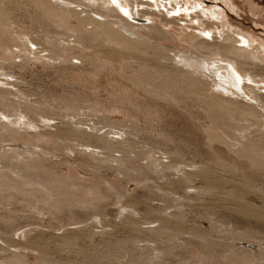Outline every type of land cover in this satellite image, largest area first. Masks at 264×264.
Wrapping results in <instances>:
<instances>
[{"label": "rangeland", "instance_id": "374dc122", "mask_svg": "<svg viewBox=\"0 0 264 264\" xmlns=\"http://www.w3.org/2000/svg\"><path fill=\"white\" fill-rule=\"evenodd\" d=\"M136 1L139 0H133V9L127 3L125 9H129V14L132 10L133 13L151 10L155 15L129 16L143 21L144 25L161 27L167 31L165 40L152 41L140 34L132 35L131 38L141 42V48L137 50L140 52L106 45L101 53L113 62L107 66L102 62L81 64L75 59V67L53 61L44 65L41 60L21 67L18 66L20 58L15 60L16 65L5 66L7 71L19 77L24 95H20L22 100L10 98L9 106L0 102V111L13 109L15 116L36 112V119L40 112L43 118L54 119L48 130L58 134L60 141L54 143L52 139L53 143L45 141L47 144L42 145L26 137L27 141L17 139L13 143L0 139L4 141L0 142L3 145L13 144L14 149H19L20 143L42 148L40 153L25 151V155H12L16 165L26 162L29 165L24 172L17 169L23 176L16 170L10 175L22 185L21 191L2 192L5 199L0 202L1 264L14 256L19 257L16 264H264V172L251 169V163L239 155L242 153L238 148L235 149L239 154L231 149L239 144L240 148L254 147L257 153L264 151V129L252 126L251 121L256 116L253 115V119L248 116L254 112L251 109L252 113L247 112L248 108L244 109L245 105L240 104L230 109L213 107L202 99H186L179 105L160 102L130 81L137 74L144 77L141 70L144 63L160 72L163 70L162 74L172 75L178 71L177 63L173 61H160L153 52L143 54L147 47L145 43H152L154 48H166L171 58L176 53L194 59L204 58L183 37L193 34L209 39L214 46L224 44L228 33L236 41L240 40L238 32L243 33L249 38L250 45L243 46L236 41L225 44L243 47L250 59L255 58L257 68H252L262 75L264 0H140L144 5H137L140 1ZM145 3L153 7H147ZM188 4L191 7L199 5V8L189 14L178 12L177 7ZM6 9L15 19L17 25L13 27L20 35L22 27L29 32L31 29L35 32L44 30L32 9L16 3H8ZM170 19L175 21L170 23ZM129 22L134 23V20ZM206 33H210V37ZM33 38H36L35 33ZM3 80L0 79V86L5 83ZM9 80L13 81L15 77L11 76ZM259 87L262 88L259 92L264 94V82ZM256 93L252 91L254 96ZM243 101L255 106L246 99ZM67 109L74 111V119ZM213 114L220 117L215 121L208 118ZM234 115L236 119H233ZM35 116L32 114L30 118L36 121ZM67 116H72L70 124ZM72 122L78 123L74 125L77 136L71 131ZM60 124L62 126L58 128ZM81 125H85L82 129L91 133V138L81 133L84 131L79 130ZM219 125L223 127L218 130ZM94 128L97 130L93 131ZM102 128L103 131L97 133ZM212 129L223 135L221 141L215 142L209 137L213 134ZM109 132L112 137L120 133L116 135L119 141L130 138L131 150L121 152L122 148L116 150L110 143L106 146L109 151L100 149L103 143L96 134ZM83 143L85 149L79 145ZM6 149L8 146L3 150ZM255 151L253 149V153ZM158 160L161 164L171 161L190 165L185 170L188 176L178 177L171 172L174 168L159 172ZM4 163L0 160V174L12 170V166L7 168ZM233 170L237 172L233 174ZM26 194H33V197H26ZM160 222L167 232L162 229L157 233L156 230L162 228Z\"/></svg>", "mask_w": 264, "mask_h": 264}, {"label": "bare ground", "instance_id": "6f19581e", "mask_svg": "<svg viewBox=\"0 0 264 264\" xmlns=\"http://www.w3.org/2000/svg\"><path fill=\"white\" fill-rule=\"evenodd\" d=\"M139 1H136V3ZM174 2H177V1H174ZM8 3H12V4L16 3V5H20V6H24L26 8L32 9L36 13V15L38 16L40 22L43 23L42 27L44 28V30L40 29L42 31H36L35 32L31 29V32H29L28 30H24V28H26V27H22V29H21L22 31H20L21 35L19 33H17L18 31L15 32V28L13 26L17 25V24L15 22V19L13 17H11V14L8 13V10L6 9V5ZM127 3H128V5L132 6L131 9L134 8L135 4H133V0H127L125 2L124 1L122 2L121 0H119V1H116V0H0V79L3 78L5 80V81L3 80L5 83H2V85L0 86V95H1L0 96V102L2 104H7L10 101V98H13L14 100H17V99L22 100L20 95H22V94L24 95V91L22 90V86H20L21 83L18 81L19 77H17L14 73L7 71V69L5 68L6 65H9V66L10 65L11 66L16 65L15 60L18 58L21 59V61H20L21 63L18 64V66H21V67H24L28 63L35 62L37 60H38L37 62H39V60L43 61L44 65L51 64V61H53V63L54 62L55 63L59 62L62 64H68L69 63V64H71L72 67H75L73 64V60H75V59L80 61L81 64H84L85 62H89V63H93V64L102 62L105 66H107V64L110 61L108 59H106V57H104L103 54L101 53L102 48L106 45H110L114 48L118 47V49L124 48V49H130L132 51H137L141 48V46H140L141 42L139 40H137L138 38L134 39V38H131V36L132 35H139V34L146 37L147 39H151L152 41L153 40L154 41H161L167 31H164L161 27H159L157 25H152V26H149L146 24L144 25L143 21H141V20L137 21L136 18H132V16H134V17L137 15L141 16V14H142V16L143 15L145 16V15H149V14L155 15V13L151 10H150V12H141V13L138 10L137 13H133L134 11L132 10V12L129 14L128 13L129 9H125L127 6ZM178 3H175V4L178 5ZM137 5H144V3L142 1H140V3H138ZM146 6L150 7V8L153 7L149 3L146 4ZM184 6L185 5H183L182 7L181 6L177 7V8H179L178 12L185 11V13L189 14V13H191V11L193 9L199 8V5H195V6L193 5L191 7L188 4L185 7ZM78 7H81V9L78 10L77 9ZM173 13H175V12L173 11ZM205 13H206V11H205ZM129 15H132V16H129ZM217 15L218 14H216V16ZM213 17H215V16H213ZM128 20L129 21L134 20V23H132L133 21L129 22ZM174 21H175L174 19H170L168 22L173 23ZM137 23H138V25H137ZM52 28L55 29V31H53ZM147 31H148V33H147ZM34 33L36 34V38H33ZM200 33H202V32H200ZM206 34H207L206 35L207 37H210V35H211L210 33H206ZM238 34L240 36V38H239L240 40H238V39H237L238 41L233 40L232 34L228 33V34H226L227 38L226 39L224 38L225 39L224 44L217 45L216 41H215L214 44H216V45H214V46H212L213 43H212V41H209V39H205L203 37H199V36H196L194 34L189 35V36L188 35L183 36L186 40H189L190 46L195 51H197L199 54L204 56V58H201V59H199L198 57H196V59H194V58H189V56H179L177 53L174 54L173 58H171V56L168 55L169 50L167 51L166 48H162V47L161 48L160 47L154 48L152 43H145V44H147V47H146V51L142 52L143 54L145 52H146V54L153 52L154 55H156V57H160V58H158V59H160V61L162 59L166 60V61H168V60L173 61V62L177 63L175 65H176V71L177 70L178 71L173 73V74L170 73L172 75H169V73L168 74H162L161 72L163 70L160 72V71H158V68L157 69H154L152 67L150 68L147 65H145V63H144V66L141 67V70L144 73V77H142L141 75L139 76V74H137L138 76L135 75L136 77L134 76L133 79H130V81L134 84V86H136L137 89L144 91L145 93L152 96L156 100H158L160 102L163 101L166 103H169V102L172 103L173 102L174 105H179L180 102H182L183 100H186V99L191 100V101L202 99V100H204V103L207 102V104L209 106L212 105L214 107V106L218 105V106H222V107L223 106L228 107L229 109L231 106H234L235 104L243 105V107L245 105L246 108L244 107V109L248 108V110H246L247 112L249 111V109H251L254 112L253 114L248 113L249 114L248 116L252 119L256 116L251 121L252 126H256V127L258 126L259 128L262 127L264 129V127H263L264 126V94L259 92V89H262L259 86H260V84H262L264 82V72L261 75V74L257 73L256 69L252 68V67L257 68V64L254 63L255 58L252 57V59H250L251 58L250 54L243 47H240V46L239 47H237V46L233 47L232 45L225 44V43H229V42L232 43V41H236V43L243 44V46L250 45V41L248 40L249 38L247 39L246 37H244L243 33L238 32ZM25 38H27V39H25ZM165 39L166 38H163V40H165ZM41 41H42V43H41ZM213 41H214V39H213ZM30 45H31V47H30ZM14 48L18 49V52ZM115 49H117V48H115ZM140 51H137V52H140ZM32 56H33V58H32ZM156 57H154V58H156ZM112 63L113 62H110V64H112ZM172 64L173 65H171V66H174V63H172ZM113 65H111V66H113ZM166 75H169V76L165 77ZM11 76L15 77V80L10 81L9 78ZM248 83L254 84V86L249 85ZM233 88L235 89V91H233ZM252 91H254V92L257 91L255 96H254V94H252ZM243 99L250 101V103H253V104L255 103L254 104L255 106L247 104L249 102L246 103L245 101H243ZM251 101H254V102H251ZM28 103H29V105H28ZM28 103L26 102L25 104L30 106V101ZM31 105H33V104H31ZM33 106H35V105H33ZM12 107H13V105H12ZM36 107L37 106H35V108ZM16 110H18V109H16ZM238 110H240V109H238ZM11 111L10 112L0 111V139H5L6 142H12L13 143L17 139H19V141L23 142L26 140L25 139V137H26L28 139H35L33 142H35L37 144H42V145L47 144L45 141L49 142V141H52V139L54 140V143L56 142L55 140L60 141L58 134L57 135L52 134V132H50V130H48L52 127V125L50 123H52L51 121H53L54 119L53 120H51L49 118L47 119V117L45 119V118H43L44 116L42 117L43 114L41 115V113L38 111L41 117L37 116V119H38V117H40V119L37 120L36 116H35V114H37V113L31 112V115L34 114V116H35V119H36V121H35L34 118L33 119L30 118V116H31L30 113L27 114V112L31 111L30 109H29V111L26 112L27 115H25V114L21 115V113H20V115L17 114L15 116V114H14L15 111L14 110H13V112H11ZM236 111H237V108H236ZM67 112H70L72 115V112H74V111H70L67 109ZM207 112L208 111H206L205 113H207ZM240 113H241V111H240ZM250 113H252V112H250ZM68 115H69V113H68ZM207 115H208V113H207ZM253 115H255V116L253 117ZM72 116H67L69 118V124L72 121V120H70V117H72ZM221 116H222V114H221ZM219 117H220V115L218 116V118ZM224 117H222V118L225 119ZM234 117H235V115H234ZM241 117H242V119H244L243 116H241ZM74 118L75 117L73 116V119ZM208 118H210L211 120H214L215 118H217V114H213V116L209 115ZM233 119H236V117ZM43 120H45L44 123H42ZM47 121L49 122V124ZM247 121H249L248 118H247ZM65 122L66 121H64V123ZM73 122H74V120H73ZM73 122H72V124H73ZM77 122H81V121H77ZM220 122H222V121H220ZM64 123H63V125H65V127H66L67 122H66V124H64ZM61 124H62V122H61ZM61 124L58 125V126H60L58 128H61V126H62ZM75 124H73V129L71 131H73L72 133H75V136H77L76 132H74L75 131L74 130ZM79 124H82V122ZM76 125H78V123ZM54 126H56V125H54ZM82 126L84 127L85 125H81V127L78 126L79 130H80V128H81V130H84V129H82ZM219 126H217V127H219L218 130L223 127V126L221 127V125H219ZM56 128H57V126H56ZM68 128H70V127H68ZM64 129H66V128H64ZM57 130H59V129H57ZM92 130L93 131L97 130V128H94ZM210 130H211V128H210ZM218 130L216 129V132H215L212 129L213 134L210 133V134H212V136H210V134H209V137H212V140L215 142L221 141V139L223 137V135L222 136L218 135L219 134ZM226 130H227V128H226ZM101 131H103V128H102V130L98 129L97 133H100ZM207 131L209 132V130H207ZM60 132H61V130H60ZM70 132H69V134H70ZM78 132L80 134V131H78ZM217 132H218V134H217ZM57 133H59V132H57ZM81 133H83L84 135H86L88 137L90 136V138H91V133L89 134L85 130ZM127 133H126V135H127ZM59 134H61V133H59ZM83 134H81V135H83ZM117 134L119 135L120 133H115L114 134L115 137H112L110 132L104 133L103 135L102 134H99V135L96 134V137L97 138L99 137V139H101L100 141H102V143L105 145L104 146L103 144L99 143L102 145V148H100V149L107 150L109 148V147L106 148L107 143H110V145H112V147L115 148L116 150H119V148H122L119 151H121V150L127 151V150H129V148L131 150L130 145H131L132 141H130V138H125L124 140L121 139V141H119L116 138ZM222 134H223V132H222ZM84 135H83V138L85 139L86 136L84 137ZM128 135H129V133H128ZM70 136H72L74 138V135L71 134ZM78 136L80 137V135H78ZM92 136H93V134H92ZM88 137H86V138H88ZM240 137H242V136H240ZM66 138L68 139V137H66ZM78 138H77V140H78ZM83 138H80V139L82 140ZM234 138H236V137H234ZM243 138L245 139L246 137H243ZM6 139H8V140H6ZM67 139H65V140H67ZM84 139L82 140V142H84ZM77 140H74V141H77ZM88 140H89V138H88ZM240 140L241 139H239V141ZM239 141L237 140V142L236 141L235 142L239 143ZM0 142H4V141L1 140ZM43 142H45V143H43ZM71 142L73 143V141H71ZM35 143H33V144H35ZM51 143H53V141L50 142V144ZM64 143H66V142L64 141ZM67 143H68V145L71 144L70 142H67ZM74 143H76V142H74ZM226 143H228V142H226ZM236 143H232V144L236 145ZM248 143H250V142H248ZM245 144H242V145H245ZM28 145L29 144L20 143V145H18L19 149H14L11 147V146H13V144H8V145L4 144L3 145L0 143V160L3 162H6V163H4V165L7 168L12 166V170H10L11 172L0 174V199H1L0 202L1 203H2V200L5 199V197L2 195L3 191L9 190L11 192L12 191L16 192V190L21 191V189H22L21 188L22 185L20 186L18 184L19 181L17 183L16 179H14L10 176L11 173L15 172V170H16L19 172L18 173L19 175H22V173L26 169V166L28 167V165H29V162H26L25 164L23 163L20 165H18V164L16 165L15 163H13V160H12L13 158H15V156H12V155H21V153H24L23 155H25V153H27L25 151H29L30 153L32 151L34 153L42 152V148L38 149L37 145L36 146H28ZM76 145H77V143H76ZM79 145L85 149L84 143L79 144ZM7 146H8V149L3 150ZM103 146L105 149L103 148ZM131 146H133V145H131ZM236 146L234 148H231V149L236 150L235 148H238V150L242 154H239V152H237L238 150H236V153L239 154L241 157H244L245 160H247L251 163L250 164L251 169L258 170L256 172H259V171L260 172L262 171V173L264 172V151H263L264 149H262V151H263L262 153H260V152L257 153V149L254 147H250L247 145L242 147L240 145L241 146V148H240V147H238L239 144ZM86 147H87V145H86ZM96 147H93V148L95 149ZM232 147H233V145H232ZM71 148H73V147H71ZM87 148H89V146ZM97 148H99V146ZM253 149L256 150L255 151L256 153H253ZM43 150H44V148H43ZM98 150L99 149H97V151ZM234 150H233V153L235 152ZM107 151H109V149ZM113 151H114V149H113ZM94 152L97 153L96 151H93V153ZM127 153H128V151H127ZM236 153H235V155H236ZM100 154H102V151ZM100 154H97V155L99 156ZM93 155H92V157H93ZM107 155L110 156V153H108ZM103 156H105L104 153H103ZM113 158H112V156H110V159H112L114 161ZM158 159H160V158L158 157ZM160 160H158V162H157V164L158 163L160 164V167L158 166L159 172H162L164 170V168H166V169L167 168H174L171 172H174L175 174H177L178 177H179V175L186 176L185 170H186V168H189V166H190L184 162L174 164L171 161H169V163H171V164H169L167 161H166V163L164 162L161 164V162H159ZM124 162H126V160ZM152 162H153V159L151 161L150 166L152 165ZM149 163H150V161H149ZM155 164H156V162L154 163V165ZM154 165H153V167H154ZM163 165H167V166L163 167ZM122 167H120V168H122ZM194 167H196V166L194 165ZM233 167H234V165H233ZM233 167L231 169H233ZM18 168H20L23 172L17 170ZM155 170L156 169H154V171ZM235 172H237V171H234L233 174H235ZM256 172H255V174H256ZM242 175L244 176L243 173H242ZM248 176H245V177L248 178ZM197 177H199V176H197ZM200 177H202V176H200ZM206 177H207V175H206ZM249 179H251V178L249 177ZM189 182H191V181H189ZM11 192H10V194H11ZM11 195H13V194H11ZM26 195H27L26 197H29L31 194H26ZM31 196L33 197V194ZM9 198L10 199L8 201L11 200L10 196H9ZM6 200H7V198H6ZM5 206H7V205H5ZM125 210L126 209L123 208L122 211L125 212ZM161 226H162V228L160 227V229H158L159 231L156 230L157 233H159V232L161 233L162 229L164 230L162 232H167L166 227L164 226L163 223H161ZM157 256H158V254H157ZM158 257H156V258H158ZM18 259H19V257L14 256L12 259L4 260V261L6 264H16ZM0 262H2V261H0Z\"/></svg>", "mask_w": 264, "mask_h": 264}]
</instances>
